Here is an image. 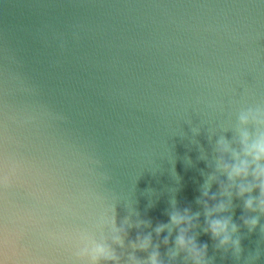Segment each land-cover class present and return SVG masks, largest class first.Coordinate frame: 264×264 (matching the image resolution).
Masks as SVG:
<instances>
[{"label":"water","instance_id":"95a60500","mask_svg":"<svg viewBox=\"0 0 264 264\" xmlns=\"http://www.w3.org/2000/svg\"><path fill=\"white\" fill-rule=\"evenodd\" d=\"M260 141L264 0H0V264H264Z\"/></svg>","mask_w":264,"mask_h":264},{"label":"clouds","instance_id":"9594fccd","mask_svg":"<svg viewBox=\"0 0 264 264\" xmlns=\"http://www.w3.org/2000/svg\"><path fill=\"white\" fill-rule=\"evenodd\" d=\"M253 157H254V159H256L258 161L259 160H264V141H260V142H258L257 144H255L253 146ZM234 171H235V173L237 175H239L241 173H245L246 174V169H242V168H239V167L235 168ZM259 174L260 175H264V170H262ZM261 203H262V205H264V201H262ZM246 206L251 208V201L246 202ZM253 223H256V221H253ZM221 227H223V226H221ZM213 232H214V234H216L217 233V229L214 228ZM154 264H155V260H154Z\"/></svg>","mask_w":264,"mask_h":264}]
</instances>
